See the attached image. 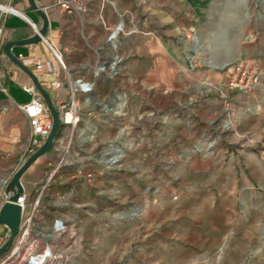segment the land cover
<instances>
[{
	"label": "crops",
	"instance_id": "crops-1",
	"mask_svg": "<svg viewBox=\"0 0 264 264\" xmlns=\"http://www.w3.org/2000/svg\"><path fill=\"white\" fill-rule=\"evenodd\" d=\"M35 1L48 17L46 37L61 51L70 72L92 69L96 65V51L104 45L109 34L106 28L115 29L120 20H123L126 27L120 46L124 60L116 83L110 85L109 94L104 97L99 95L102 81H98L94 95L78 98L81 111L78 133L82 140H79L77 150L79 155L88 159L92 154L100 155L110 146L124 141V157L115 170L104 174H101L99 164L91 162L89 170L94 172V180L89 183L80 182L75 199L83 205L78 215L79 230L87 249L83 257H91L94 263L98 258L108 264H133V258L128 257L127 253L117 254L118 249L126 252L131 249L133 239L130 237L129 242H123L119 248L113 241L107 251L101 253V237L114 235L113 229L117 224L114 228L112 225L101 227L98 219L111 218L120 210L132 209L129 202H144L147 204L142 207L141 225H151L148 215L152 209L158 213V225L172 218L174 237L182 238L181 205L174 204L170 213L165 207V203L170 201L168 196L151 194L150 186L163 183L167 165H172L174 170L169 176L175 184L182 187L183 178H193L191 169L200 153L197 142L194 141L198 137V121L193 119V131L183 132V102L180 98L166 96V90L181 89L173 84L170 75L177 77L179 84L182 83L184 59L187 58L186 52L182 51L183 42L167 39L169 36L165 37L166 35L162 38L143 35L149 31L147 15L150 0ZM4 2L5 0H0V4ZM60 2L71 3L74 7L71 11H66L59 6ZM13 4L21 15L0 12V24L5 31L4 46L9 41L25 40L33 36L30 22L39 27L42 25V19L31 8L28 0H15ZM188 27V30L186 26L183 29L188 33L193 31L192 24ZM185 44L190 45V42L185 41ZM12 53L23 59H52L48 48L41 42L15 46ZM3 54L4 47L0 53V207L4 202L1 181L20 166L22 153L29 142V121L21 107L29 102L30 97L22 90V85L33 83L27 74L7 56L3 57ZM192 66L188 69L192 86L223 79L222 75L215 73L216 67L197 63ZM31 71L38 75L33 69ZM48 92L53 103H56L55 95L62 100L68 99V84L63 74L59 76L54 91ZM137 92H142L141 96H135ZM121 94H128L129 98L121 100L116 96ZM107 104H122L125 115L117 117L105 113L103 107ZM208 104L209 100L193 103V113L198 112V106ZM123 126L124 136L120 133ZM23 135L26 136V142H22ZM48 156L46 153L37 159L21 178L29 200L34 198L33 184L44 177L46 172L42 169L45 170L51 163ZM36 171L38 176H35ZM64 178L69 181L70 174H66ZM139 185L141 193H134V186ZM190 196L193 198V194ZM150 202L157 205H150ZM44 204L50 205L48 202ZM123 224L132 226L130 221ZM6 231L7 228L0 224V234ZM93 247H96L95 250H91Z\"/></svg>",
	"mask_w": 264,
	"mask_h": 264
},
{
	"label": "rangeland",
	"instance_id": "rangeland-1",
	"mask_svg": "<svg viewBox=\"0 0 264 264\" xmlns=\"http://www.w3.org/2000/svg\"><path fill=\"white\" fill-rule=\"evenodd\" d=\"M147 17L149 31L155 32L156 38L166 35L183 42L187 58L182 83L170 75L181 89L166 90V96L183 102V132L193 131V119L198 121L194 141L200 153L191 169L193 178H183L182 187L169 176L172 165H167L163 183L150 186L151 194L168 196L165 207L170 213L174 204L181 205V239L174 237L172 218L158 225L155 210L150 209L148 215L151 225H141L142 207L147 203L134 201L129 202L132 209L98 219L101 227L117 224L112 238L101 237L100 251L105 253L113 241L119 248L130 237L131 249H118L117 254L127 253L133 264H264V0H150ZM191 24L193 41L183 29L186 26L188 30ZM236 60L261 68L260 85L249 94L223 89L226 78L221 68ZM196 63L216 67L215 73L223 79L190 85L188 69ZM116 79L102 80L99 95L107 96ZM201 100L210 104L198 106V112L193 113V103ZM26 140L23 135L22 142ZM79 140L82 137L72 141L71 152H77ZM48 155L51 163L42 169L45 172L56 167L62 150L52 149ZM35 173L38 176V171ZM65 174H55L57 188L66 181ZM134 193H141L140 185L134 186ZM126 221L132 226L123 224ZM6 233L8 230L0 234V245ZM75 264L108 263L98 258L94 263L91 257L81 256Z\"/></svg>",
	"mask_w": 264,
	"mask_h": 264
},
{
	"label": "built area",
	"instance_id": "built-area-1",
	"mask_svg": "<svg viewBox=\"0 0 264 264\" xmlns=\"http://www.w3.org/2000/svg\"><path fill=\"white\" fill-rule=\"evenodd\" d=\"M14 1L5 0L1 3L0 12L7 15H21L14 7ZM59 6L66 11H71L74 7L67 2H60ZM120 24L123 25V29H120ZM30 26L34 34L39 33L41 27L32 22ZM106 30L109 34L104 45L96 51L97 62L92 69L70 72L61 51L46 36L41 37L40 42L48 48L52 59L18 57L23 65L38 74L35 76L47 92L54 91L59 76L63 74L69 94L67 100L55 95L56 103H53L51 98L60 119L59 132L52 149L57 152L62 150V157L53 170L46 172L40 181L33 184V199H28L23 185L24 192L16 202L21 207L19 230L13 243L0 257V264H75V261L87 252L78 223V215L83 205L75 199L79 192V183H89L94 180V172L89 170L91 162L101 166V174L115 170L124 157L125 148L124 141H120L118 145L110 146L100 155L92 154L88 159H84L78 151L71 152L72 141L75 137H79L78 129L81 123L79 96L91 97L95 94L98 81L116 79L124 60L120 53L121 38L126 33L123 20L119 21L115 29L106 28ZM191 32L193 31L190 30L187 34V39L193 41ZM143 35L156 38L155 32L147 31ZM4 39V26L0 24V53L3 51ZM3 57L6 55L3 54ZM221 71L225 74L223 89L227 92L249 94L260 85L262 78L261 68L249 61L236 60L221 68ZM22 90L30 97L29 102L21 107L29 121L30 137L22 153L20 166L44 144L53 127L51 112L34 84L22 85ZM116 96L121 100L129 98L128 94ZM223 98L226 107H229L224 94ZM103 108L114 116L125 115L122 104H107ZM120 133L124 136V126L120 129ZM18 168L1 181L4 201L5 190ZM61 171L70 174V180L62 182V187L57 188L54 176ZM47 202L50 205L44 204ZM7 230L4 242L10 234L8 228Z\"/></svg>",
	"mask_w": 264,
	"mask_h": 264
},
{
	"label": "water",
	"instance_id": "water-1",
	"mask_svg": "<svg viewBox=\"0 0 264 264\" xmlns=\"http://www.w3.org/2000/svg\"><path fill=\"white\" fill-rule=\"evenodd\" d=\"M28 1L34 12L42 19V25L39 33H36L25 40L7 42L4 46V52L13 64H15L20 70L30 77L36 89L43 96L52 115L53 127L44 144L18 168L5 190L6 198L0 207V224L8 228L10 234L7 241L0 245V257L13 243L14 238L16 237L19 230L21 221V207L16 202L24 192L21 178L30 168V166L36 162L37 159L52 150L54 141L60 128L59 114L52 103L49 93L39 84L35 74L25 65H23V63L19 61V59L12 53V48L15 46H27L39 43L41 41V37L46 36L48 31L49 21L45 11L38 6L35 0Z\"/></svg>",
	"mask_w": 264,
	"mask_h": 264
},
{
	"label": "bare ground",
	"instance_id": "bare-ground-1",
	"mask_svg": "<svg viewBox=\"0 0 264 264\" xmlns=\"http://www.w3.org/2000/svg\"><path fill=\"white\" fill-rule=\"evenodd\" d=\"M119 27H120V29H123V25L122 24H120Z\"/></svg>",
	"mask_w": 264,
	"mask_h": 264
}]
</instances>
